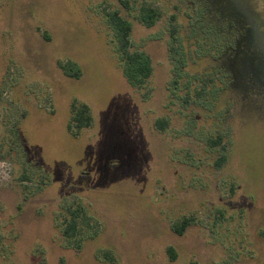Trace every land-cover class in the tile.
Returning <instances> with one entry per match:
<instances>
[{"label":"rangeland","instance_id":"rangeland-1","mask_svg":"<svg viewBox=\"0 0 264 264\" xmlns=\"http://www.w3.org/2000/svg\"><path fill=\"white\" fill-rule=\"evenodd\" d=\"M144 4L161 14L151 27ZM114 11L152 58L142 88ZM225 20L242 36L229 61L206 29ZM74 101L94 117L76 136ZM192 262L264 264V0H0V264Z\"/></svg>","mask_w":264,"mask_h":264},{"label":"trees","instance_id":"trees-1","mask_svg":"<svg viewBox=\"0 0 264 264\" xmlns=\"http://www.w3.org/2000/svg\"><path fill=\"white\" fill-rule=\"evenodd\" d=\"M109 17V21L111 23L112 28L115 32L117 50L120 53L121 60L123 62V73L126 77L127 81L135 88H142L148 79L151 77L153 72V62L151 56L145 51H135L132 50V22L127 18L123 17L120 12H107ZM160 11L148 4H144L140 8V21L147 27L153 26L160 18ZM237 25L232 22V20H225V33L220 29L219 26L212 24V26H208L207 28H211L208 32L213 36L222 37L221 43L214 42L215 38L210 43V46L215 51H211L216 56L219 57L221 55L222 50L224 49L225 44V56L229 61V57L232 56L235 45L241 40L242 36L240 35V31L235 32V28ZM205 29V28H204ZM205 32H207L205 30ZM210 52V53H211ZM212 56V54H211ZM223 57V55H222ZM215 59V58H214ZM216 60V59H215ZM228 64V63H227ZM59 66L63 70V72L72 78H80L82 75V70L78 63L75 61L69 60L65 63H59ZM227 66V65H226ZM225 66V68H226ZM219 89H222L221 86ZM226 89V86H225ZM94 121V117L92 114V110L89 104L85 102L74 101L71 106L70 118L67 124L69 131L73 135L79 134L82 130L89 128ZM165 122H158L157 127L161 130H164L166 127ZM213 146L223 145V140L221 138L212 140L211 143ZM226 160L225 156H222L221 160L217 162V166H222L224 161ZM80 212V210L76 211ZM76 212H71L70 216H65L64 218V235L67 238H74L79 231V214ZM191 218L184 217L180 221H177L173 225V229L178 234H183L185 229L190 225ZM168 252L172 260L177 258V252L174 247H168ZM191 264H199L198 262H192Z\"/></svg>","mask_w":264,"mask_h":264}]
</instances>
